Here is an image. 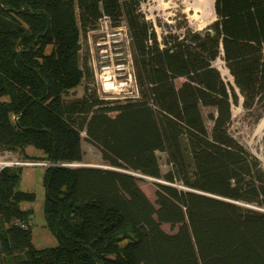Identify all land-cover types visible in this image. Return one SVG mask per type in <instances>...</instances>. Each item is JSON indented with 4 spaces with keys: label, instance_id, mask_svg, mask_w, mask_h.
Segmentation results:
<instances>
[{
    "label": "trees",
    "instance_id": "trees-1",
    "mask_svg": "<svg viewBox=\"0 0 264 264\" xmlns=\"http://www.w3.org/2000/svg\"><path fill=\"white\" fill-rule=\"evenodd\" d=\"M142 2L0 0V152L54 164L44 217L58 242L34 246L21 203L36 194L22 166L0 168V264H264V169L230 133L240 98L264 113V0H214L209 26L161 38ZM104 17L127 27L136 98L90 87L81 38ZM84 140L110 169L62 165L83 163ZM140 175L162 181L155 203Z\"/></svg>",
    "mask_w": 264,
    "mask_h": 264
},
{
    "label": "rangeland",
    "instance_id": "rangeland-1",
    "mask_svg": "<svg viewBox=\"0 0 264 264\" xmlns=\"http://www.w3.org/2000/svg\"><path fill=\"white\" fill-rule=\"evenodd\" d=\"M141 12L153 24L160 38L165 31L169 30L182 33L186 25L195 31L203 30L216 19L214 15L211 19L204 20L203 14L196 8L195 0H143ZM81 58L84 61L85 59L87 60L88 67L93 73L94 83L90 87L96 89L100 97L108 100H125L138 97V90L134 80L131 43L127 27L124 24L119 28H113L110 25V21L102 19L97 29L82 36ZM214 65L222 71L226 79H230L224 69L225 65L221 58L217 59ZM106 82H111L113 87H106ZM177 83L180 84V80ZM84 89V85L78 87L73 92V96L81 97ZM257 113H259V110L247 113L242 107V99L240 98L239 103L232 106L230 133L260 160L264 169V127H259L264 113L256 121ZM207 123L210 127L211 122L208 121ZM82 146L84 161L80 164L108 167L102 159L100 150L96 146L86 140L83 141ZM26 153L30 157L29 159L41 155V152L33 147H28ZM158 156L162 170L166 171L169 168L166 155L158 153ZM13 159L23 160L25 158L18 151L0 152V162H10ZM22 167L24 171L22 173L20 189L36 194L34 202L21 203L22 209L32 208L34 210V214L30 219L32 242L38 249L54 247L58 242L45 227L44 204L46 189L44 177L46 167ZM156 181L158 180L146 177L138 182L139 186L153 203L156 200ZM163 229L169 233L173 232L167 224L163 225Z\"/></svg>",
    "mask_w": 264,
    "mask_h": 264
},
{
    "label": "bare ground",
    "instance_id": "bare-ground-1",
    "mask_svg": "<svg viewBox=\"0 0 264 264\" xmlns=\"http://www.w3.org/2000/svg\"><path fill=\"white\" fill-rule=\"evenodd\" d=\"M196 2V8L199 12H201L204 16V20H209L215 15L214 11V0H195ZM205 25V24H204ZM106 87L110 88L113 87V84L111 82H107ZM259 127H264V117L259 123ZM259 130V129H258Z\"/></svg>",
    "mask_w": 264,
    "mask_h": 264
},
{
    "label": "built area",
    "instance_id": "built-area-1",
    "mask_svg": "<svg viewBox=\"0 0 264 264\" xmlns=\"http://www.w3.org/2000/svg\"><path fill=\"white\" fill-rule=\"evenodd\" d=\"M104 19L106 21H109V19L107 17H104ZM51 165H54V164L49 163L47 161H36V160H28V159H23V160L13 159L10 162H0V168H4V167H7V166H29V167L30 166H32V167L41 166V167H48V166H51ZM62 165L75 167L78 164H67L66 163V164H62Z\"/></svg>",
    "mask_w": 264,
    "mask_h": 264
},
{
    "label": "water",
    "instance_id": "water-1",
    "mask_svg": "<svg viewBox=\"0 0 264 264\" xmlns=\"http://www.w3.org/2000/svg\"><path fill=\"white\" fill-rule=\"evenodd\" d=\"M77 166H87V167H99V168H107L110 169L109 167H104V166H89V165H85V164H78ZM141 178H146L145 176H139ZM156 182H162V181H156Z\"/></svg>",
    "mask_w": 264,
    "mask_h": 264
}]
</instances>
